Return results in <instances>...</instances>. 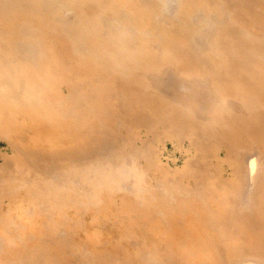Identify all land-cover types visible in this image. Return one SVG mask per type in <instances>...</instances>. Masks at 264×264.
<instances>
[{
	"label": "bare ground",
	"instance_id": "obj_1",
	"mask_svg": "<svg viewBox=\"0 0 264 264\" xmlns=\"http://www.w3.org/2000/svg\"><path fill=\"white\" fill-rule=\"evenodd\" d=\"M178 1L0 0V264H264V0Z\"/></svg>",
	"mask_w": 264,
	"mask_h": 264
},
{
	"label": "rangeland",
	"instance_id": "obj_2",
	"mask_svg": "<svg viewBox=\"0 0 264 264\" xmlns=\"http://www.w3.org/2000/svg\"><path fill=\"white\" fill-rule=\"evenodd\" d=\"M178 2H179L178 0H168V7H167V11L166 12L169 13V14H173V13L175 14L177 12L178 4H179ZM199 40L202 41V42H200L199 47L204 46L205 43L208 44L207 37L206 38L200 37ZM162 77H163L162 80H164V83H165L164 84L165 87H163V91H164L163 93H165V95L167 94L169 97H171V95H173V93H172L173 90L171 88V84L170 83L171 82H174L176 80V76H175V74H172V72L170 70H168V72H166L165 74H163ZM172 87H173V84H172ZM120 143H122V142H120ZM153 144H154L153 141L152 142H149V143H146L145 144V149L147 150V148L151 147ZM1 145L2 146H0V151H2V150L5 149L3 143H1ZM110 149H114V148H110ZM107 151H109V150L105 149V152H107ZM103 152H104V150H103ZM177 162H181L182 163V159L177 160Z\"/></svg>",
	"mask_w": 264,
	"mask_h": 264
}]
</instances>
